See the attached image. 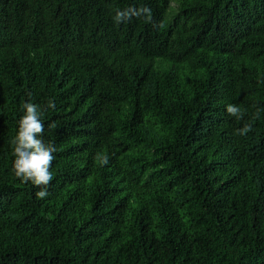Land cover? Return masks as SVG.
Listing matches in <instances>:
<instances>
[{
	"label": "trees",
	"instance_id": "obj_1",
	"mask_svg": "<svg viewBox=\"0 0 264 264\" xmlns=\"http://www.w3.org/2000/svg\"><path fill=\"white\" fill-rule=\"evenodd\" d=\"M28 101L44 199L13 170ZM0 264H264V0H0Z\"/></svg>",
	"mask_w": 264,
	"mask_h": 264
},
{
	"label": "clouds",
	"instance_id": "obj_2",
	"mask_svg": "<svg viewBox=\"0 0 264 264\" xmlns=\"http://www.w3.org/2000/svg\"><path fill=\"white\" fill-rule=\"evenodd\" d=\"M132 17H143L146 22H152V11L146 6L140 8L128 7L126 9H116L112 17L114 23L120 24L128 22ZM155 26V25H154ZM53 100H48L46 109H55ZM43 109V110H46ZM23 115L19 119L18 131L12 140L14 145V163L13 170L17 178L23 183L29 181L40 190L36 192L39 199L46 198L49 193L47 188L53 180V173L50 171L52 163L55 160L57 149L53 143H45L43 140L44 122L40 118L43 114L41 107L31 101L22 104ZM226 111L235 118L242 119L243 111L234 104L226 105ZM258 115V113H257ZM55 123L49 124L54 128ZM252 130L251 124H245L241 129H237L238 135H246ZM101 159L102 164L108 163V157L105 155Z\"/></svg>",
	"mask_w": 264,
	"mask_h": 264
}]
</instances>
